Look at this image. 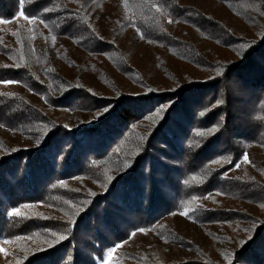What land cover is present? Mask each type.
Masks as SVG:
<instances>
[{
	"label": "trees",
	"instance_id": "1",
	"mask_svg": "<svg viewBox=\"0 0 264 264\" xmlns=\"http://www.w3.org/2000/svg\"><path fill=\"white\" fill-rule=\"evenodd\" d=\"M20 14L31 24L0 37V82L48 108L0 91V127L32 143L0 138L6 264H102L207 197L202 222L234 232L226 259L264 264V0H0L1 20ZM93 14L112 15L110 36ZM200 253L170 264H220Z\"/></svg>",
	"mask_w": 264,
	"mask_h": 264
},
{
	"label": "rangeland",
	"instance_id": "2",
	"mask_svg": "<svg viewBox=\"0 0 264 264\" xmlns=\"http://www.w3.org/2000/svg\"><path fill=\"white\" fill-rule=\"evenodd\" d=\"M92 18L101 36L106 37L112 34V31H110V24L114 19L111 14H93ZM19 24L28 27L31 21L21 14L10 20L0 19V37L10 39L12 33ZM133 48H135V46H133ZM3 62H6V59L0 54V64ZM84 77L89 80V84L96 87L100 86V84L102 86V81L98 77L94 75H84ZM0 91L20 93L35 106L42 109L48 108L43 98L36 96L18 83L12 81L0 82ZM88 121L89 118L85 119V122ZM77 123L78 122L74 120L70 125L72 127H77ZM0 138L11 145H32L24 136L15 134L1 127ZM260 152L261 151L257 149L252 150V157L257 159L260 156ZM240 165L252 168L250 159L244 157L234 168L233 172L239 173ZM233 172L228 173V176H232ZM72 183L74 187L80 186L79 188L81 190H86L88 188L95 190L94 186L88 181L79 182L78 180H74ZM227 205L228 208L233 210L238 211L241 209L238 201H227ZM212 206L211 199L207 197L196 201L194 205L184 206L180 211L175 212V215L171 219L164 220V225L158 227L156 230L148 228L132 232L127 240L116 244L106 251L102 264H116L119 263L120 260H123L126 264H140V259H146L145 257L148 256L149 258L151 257L152 260H161L166 264H170L200 258L201 251H214L217 254V261L220 264H232L230 259H226V256L233 250V247L230 246L224 238L230 236L235 238L234 232L218 225H205L202 222V217L198 216L199 214L203 216V212L210 209ZM170 233L174 234L175 238H173ZM178 237L181 239H178ZM182 238L192 245L187 246L184 244ZM229 240H231V238H229ZM12 251L13 248L10 243L0 240V264H6L12 259ZM123 252H128L127 256L130 259L121 258V253ZM124 256L125 254L122 255V257Z\"/></svg>",
	"mask_w": 264,
	"mask_h": 264
}]
</instances>
